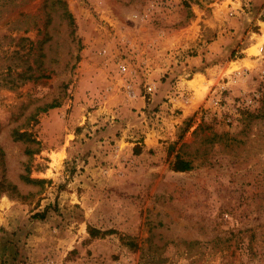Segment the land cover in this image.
<instances>
[{"label": "rangeland", "instance_id": "rangeland-1", "mask_svg": "<svg viewBox=\"0 0 264 264\" xmlns=\"http://www.w3.org/2000/svg\"><path fill=\"white\" fill-rule=\"evenodd\" d=\"M0 264H264V0H0Z\"/></svg>", "mask_w": 264, "mask_h": 264}, {"label": "trees", "instance_id": "trees-1", "mask_svg": "<svg viewBox=\"0 0 264 264\" xmlns=\"http://www.w3.org/2000/svg\"><path fill=\"white\" fill-rule=\"evenodd\" d=\"M175 170H188L190 169V165L187 162L183 161H177V163L174 165Z\"/></svg>", "mask_w": 264, "mask_h": 264}, {"label": "crops", "instance_id": "crops-1", "mask_svg": "<svg viewBox=\"0 0 264 264\" xmlns=\"http://www.w3.org/2000/svg\"><path fill=\"white\" fill-rule=\"evenodd\" d=\"M189 82V81H188ZM187 87H189L188 85H187ZM187 87H184L185 89H188V91L190 92V89L189 88H187ZM184 91H187V90H184ZM192 91V90H191ZM193 93V92H192ZM138 103L140 104L141 103V100H140V98L138 99Z\"/></svg>", "mask_w": 264, "mask_h": 264}, {"label": "built area", "instance_id": "built-area-1", "mask_svg": "<svg viewBox=\"0 0 264 264\" xmlns=\"http://www.w3.org/2000/svg\"><path fill=\"white\" fill-rule=\"evenodd\" d=\"M261 50L263 49V48H260Z\"/></svg>", "mask_w": 264, "mask_h": 264}]
</instances>
